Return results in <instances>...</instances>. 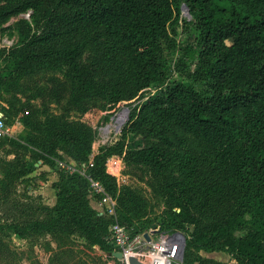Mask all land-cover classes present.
<instances>
[{
  "label": "trees",
  "instance_id": "16d2710c",
  "mask_svg": "<svg viewBox=\"0 0 264 264\" xmlns=\"http://www.w3.org/2000/svg\"><path fill=\"white\" fill-rule=\"evenodd\" d=\"M182 4L190 14L183 29L193 35L182 55L196 66L190 82L167 83L160 41L179 20ZM27 9L41 11L42 27L32 31L28 22L21 24L20 42L8 50L0 80L27 60L52 59L68 67L83 91H104L112 111L130 108L120 139L86 173L115 196L104 173L108 157L124 153L157 177L175 164L178 176L163 186L167 208L153 225L182 231L195 249L218 246L239 264H264V0H19L0 5V24ZM90 43H99L102 54L82 64ZM107 65L116 74L104 78L98 70ZM153 86L158 88L150 94ZM60 129L61 137L78 140ZM179 131L192 135L197 147ZM52 186L53 205L11 198L0 230L24 236L58 226L110 256L114 219L89 205L88 178L66 171ZM119 223L134 232L152 226ZM208 262L200 258V264Z\"/></svg>",
  "mask_w": 264,
  "mask_h": 264
},
{
  "label": "rangeland",
  "instance_id": "374dc122",
  "mask_svg": "<svg viewBox=\"0 0 264 264\" xmlns=\"http://www.w3.org/2000/svg\"><path fill=\"white\" fill-rule=\"evenodd\" d=\"M18 1L0 0V5ZM183 18L180 11L179 20L167 27L160 41L167 83L190 82L188 73L196 66L182 55L183 46L193 39V35L188 37L183 29ZM24 22L30 24L32 31L39 30L43 24L41 11L27 9L0 24V68L7 62L8 50L20 42V27ZM101 54L99 43H90L84 48L80 62L88 64ZM98 71L104 78L116 74L112 65ZM157 88L153 86L152 91ZM123 109L129 114L130 108L126 106L112 111L107 94L102 90L80 89L68 67L52 59L27 60L13 77L0 80V112L13 128L12 136L0 139V214L13 197L36 205L55 204L52 183L60 174L69 172V162L83 171V164H89L120 139V130L128 119L116 128L114 117ZM61 127L71 130L78 140L61 137ZM179 135L185 136L189 146L197 147L192 135L182 131ZM130 138L135 144L139 140L135 135ZM117 157L121 169L115 177L106 172L108 162L104 164V173L115 187V196L102 184L106 193L91 194L89 205L109 216L107 211L115 203L110 217L118 223L143 229L157 224L167 208L164 183L178 176L175 164L157 177L147 164L127 161L124 153ZM24 219L23 216L19 221ZM201 257L209 260V264H239L232 254L218 246L195 249L188 242L184 244L179 264H200ZM113 263V257L98 245L67 235L58 226L47 233L35 231L24 236L0 230V264Z\"/></svg>",
  "mask_w": 264,
  "mask_h": 264
},
{
  "label": "built area",
  "instance_id": "2783aa9c",
  "mask_svg": "<svg viewBox=\"0 0 264 264\" xmlns=\"http://www.w3.org/2000/svg\"><path fill=\"white\" fill-rule=\"evenodd\" d=\"M184 5H181V11L184 19L189 20L190 14L187 13ZM152 93L153 91L150 94ZM25 112L27 113L28 111ZM126 119H128V114ZM12 135V126L8 125L5 116L0 112V138ZM106 161L108 162L106 164L108 166L107 174L115 177L121 169L120 159L115 155L108 157ZM92 164L93 161H90L87 165L83 164L81 166L85 167L83 171L76 169L75 164L72 162L68 164L69 172H79L88 178V197L91 194L104 195L106 193L102 183L86 173L87 166ZM114 204L107 211L110 214L109 216L114 213L112 209ZM144 233H148L149 239L144 237ZM109 239L114 246L113 251H119L122 254L120 259L111 256L114 259L113 264H129L128 257L131 255L140 258L145 264H179L186 242V236L180 230L164 231L159 226L152 225L147 230L134 232L133 227L121 225L115 219L109 228Z\"/></svg>",
  "mask_w": 264,
  "mask_h": 264
},
{
  "label": "water",
  "instance_id": "95a60500",
  "mask_svg": "<svg viewBox=\"0 0 264 264\" xmlns=\"http://www.w3.org/2000/svg\"><path fill=\"white\" fill-rule=\"evenodd\" d=\"M184 6L186 8L187 13L189 14L188 8L186 7V5H184ZM144 237L146 239H149L148 233H144ZM110 255L117 258V259H120L122 257V254L119 251H112V252H110ZM128 261H129V264H145L140 258H138L134 255L129 256Z\"/></svg>",
  "mask_w": 264,
  "mask_h": 264
},
{
  "label": "bare ground",
  "instance_id": "6f19581e",
  "mask_svg": "<svg viewBox=\"0 0 264 264\" xmlns=\"http://www.w3.org/2000/svg\"><path fill=\"white\" fill-rule=\"evenodd\" d=\"M126 116H127V110L123 109L114 117L116 128H118L121 124H123L124 120L126 119Z\"/></svg>",
  "mask_w": 264,
  "mask_h": 264
}]
</instances>
